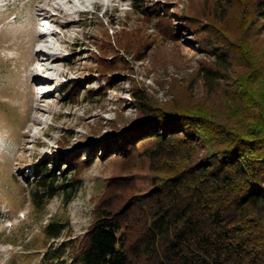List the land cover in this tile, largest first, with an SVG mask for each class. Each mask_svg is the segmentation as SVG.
Masks as SVG:
<instances>
[{
  "label": "rangeland",
  "instance_id": "rangeland-1",
  "mask_svg": "<svg viewBox=\"0 0 264 264\" xmlns=\"http://www.w3.org/2000/svg\"><path fill=\"white\" fill-rule=\"evenodd\" d=\"M59 1H67V26L57 18L64 14ZM258 3L0 0V264H43L49 247L84 237L109 180L123 171L122 155L110 144L139 118L133 93L169 102L171 78L209 60L203 38L210 35L195 29L236 40L255 25ZM41 14L53 15L43 27ZM196 15L201 23L191 26L188 18ZM40 41L54 44L59 61L38 82ZM61 158H73L77 169ZM44 167L58 177L50 198L35 184ZM57 221L66 231L52 243L46 228Z\"/></svg>",
  "mask_w": 264,
  "mask_h": 264
},
{
  "label": "trees",
  "instance_id": "trees-1",
  "mask_svg": "<svg viewBox=\"0 0 264 264\" xmlns=\"http://www.w3.org/2000/svg\"><path fill=\"white\" fill-rule=\"evenodd\" d=\"M258 2L255 25L236 40L195 29L210 35L203 38L209 60L171 78L169 102L133 93L139 118L121 130L120 146L110 144L122 155V173L109 180L84 237L49 247L43 264H264V26L256 25L264 22V0ZM188 19L201 23L199 15ZM72 159L59 163L77 169ZM54 176L44 167L35 182L47 198ZM65 231L60 221L46 228L52 243Z\"/></svg>",
  "mask_w": 264,
  "mask_h": 264
},
{
  "label": "bare ground",
  "instance_id": "bare-ground-1",
  "mask_svg": "<svg viewBox=\"0 0 264 264\" xmlns=\"http://www.w3.org/2000/svg\"><path fill=\"white\" fill-rule=\"evenodd\" d=\"M65 3H67V1H65V2H63V1H59L57 4H58V7H59V9H61L62 11H63V15L62 16H60V14H59V16L57 17V18H62V19H60L63 23H64V25L65 26H67L71 21L70 20H68V18H70V15L67 13V12H64V10H65V8H64V5H66ZM47 14V13H46ZM40 16V15H39ZM51 18H52V16L49 14L48 16H46V15H44V14H41V16H40V22H39V26L40 27H43L44 25H42V24H44V22L45 21H47V20H50L51 21ZM43 32V31H42ZM47 32V31H46ZM48 33V32H47ZM39 34H40V37L41 38H44V37H47L46 36V34H41V32L39 31ZM40 44L42 43V41H40L39 42ZM54 44H52V43H46V44H41V45H39L40 46V52H38V54H37V58L36 59H34V61H38V62H40L41 64H42V66H43V69H41V70H38L39 72L38 73H35L36 74V79H34V80H38V82L40 81H43L42 79H41V76L40 75H43V73H45V72H48V71H50V70H53V69H55L54 67H52L53 65H56L57 64V62L59 61L58 59V56H57V52H52L51 50H55V47L53 46ZM39 51V50H38ZM37 62V63H38ZM36 65V64H35ZM39 69V68H38ZM58 70V69H57ZM56 71V70H55ZM40 74V75H39ZM46 77H48V79H49V76H46ZM35 78V77H34ZM50 78H52V77H50ZM44 84V83H43ZM42 101V100H41Z\"/></svg>",
  "mask_w": 264,
  "mask_h": 264
},
{
  "label": "clouds",
  "instance_id": "clouds-1",
  "mask_svg": "<svg viewBox=\"0 0 264 264\" xmlns=\"http://www.w3.org/2000/svg\"><path fill=\"white\" fill-rule=\"evenodd\" d=\"M51 15H52V14H51ZM52 16H53V15H52ZM43 33H44V34H47V32H42V34H43Z\"/></svg>",
  "mask_w": 264,
  "mask_h": 264
}]
</instances>
